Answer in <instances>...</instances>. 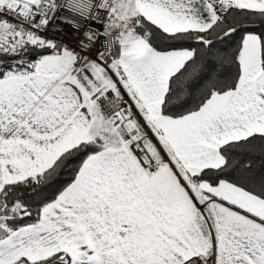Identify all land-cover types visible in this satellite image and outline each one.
I'll list each match as a JSON object with an SVG mask.
<instances>
[{"label":"snow or ice","instance_id":"snow-or-ice-1","mask_svg":"<svg viewBox=\"0 0 264 264\" xmlns=\"http://www.w3.org/2000/svg\"><path fill=\"white\" fill-rule=\"evenodd\" d=\"M0 264H264V0H0Z\"/></svg>","mask_w":264,"mask_h":264},{"label":"trees","instance_id":"trees-1","mask_svg":"<svg viewBox=\"0 0 264 264\" xmlns=\"http://www.w3.org/2000/svg\"><path fill=\"white\" fill-rule=\"evenodd\" d=\"M193 46H195V45H193ZM225 71H227V70H225ZM20 191L24 193V199L26 201L33 202V201L38 199V197H35V196L32 195V189H30V188H22V189H20ZM51 191L52 190L50 189L49 193Z\"/></svg>","mask_w":264,"mask_h":264},{"label":"built area","instance_id":"built-area-1","mask_svg":"<svg viewBox=\"0 0 264 264\" xmlns=\"http://www.w3.org/2000/svg\"><path fill=\"white\" fill-rule=\"evenodd\" d=\"M64 15H65V16H69V15H70V13H69V12H65V13H64ZM61 27H64V26H63V25H61ZM69 32H71V29H69ZM69 39H71V37H69ZM100 43H101V44H106L107 42H106V41H104V40H101V41H100Z\"/></svg>","mask_w":264,"mask_h":264}]
</instances>
